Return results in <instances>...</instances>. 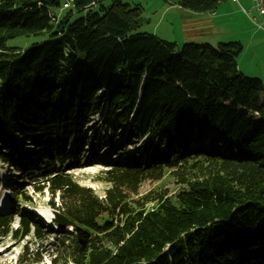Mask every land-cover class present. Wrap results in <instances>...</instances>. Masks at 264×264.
<instances>
[{
	"label": "trees",
	"instance_id": "1",
	"mask_svg": "<svg viewBox=\"0 0 264 264\" xmlns=\"http://www.w3.org/2000/svg\"><path fill=\"white\" fill-rule=\"evenodd\" d=\"M224 1L176 3L204 13ZM73 3L88 10L70 22L72 11L62 20L53 12L59 0H0V161L15 155L20 172L40 173L47 182L36 190L51 193L67 258L264 264V82L239 70L243 44L177 47L140 30L139 7L123 0ZM41 34L47 38L25 49L7 45ZM96 115L111 142L118 124L133 140L143 137L133 162H115L104 173L110 183L104 197L65 170L87 150L85 130ZM25 144L36 147L18 152ZM141 153L148 158L139 162ZM172 168L190 176L186 189L175 198L159 196L152 208L131 203L126 189ZM13 220L0 214V237ZM30 225L39 236L54 230L23 217L24 234Z\"/></svg>",
	"mask_w": 264,
	"mask_h": 264
},
{
	"label": "rangeland",
	"instance_id": "2",
	"mask_svg": "<svg viewBox=\"0 0 264 264\" xmlns=\"http://www.w3.org/2000/svg\"><path fill=\"white\" fill-rule=\"evenodd\" d=\"M59 1L60 5L52 9L59 20L72 11L69 20L73 22L86 14L88 10H77L72 1L69 7H64V2L67 0ZM123 1L130 7H139L140 30L176 42L177 47H181L186 41L195 40L183 39V30L185 32L186 20L191 11L179 7L176 3L177 0ZM216 10L222 14L224 24L216 27L213 30V35L206 41L198 42L217 44L240 41L244 49L237 59L239 70L248 76L261 78L264 82V27L258 25L251 15H246L239 3L236 4L231 0L220 4ZM46 38L42 34L18 36L9 39L7 45L25 49ZM102 119V115H96L92 119L93 125L85 130V135L89 139L87 150L82 154L78 163L69 165L65 169L79 184L91 187L100 197H104L110 187V183L104 179V173L115 162H133L132 157L138 154L137 149L143 139L141 137L136 141L133 140L132 135L127 134L126 126L118 124L116 127V133H119L118 137L113 138L111 142L108 138V135L111 134L110 128L104 126ZM1 141L2 138H0V145H3ZM18 143L23 144V140H18ZM74 144L76 145L73 140L69 141V145ZM1 147L3 146H0V157L1 152L5 151ZM35 147L34 144L21 145L18 152L21 153ZM96 147L101 148V152L96 153ZM151 152L149 151L148 154ZM12 157L13 161H0V211L4 210V212L14 215L8 234L0 237V264H75L67 258L65 246L55 231L57 226L52 220L53 209L50 206V191L46 187L42 191L36 190V186L43 185L46 181L42 177L40 179V173L28 176L26 173L20 172L15 165L18 158L15 155ZM145 157L148 158L145 153H141L138 161H145ZM147 166L150 165H145V167ZM54 169L53 166H50L49 170L53 171ZM189 179L190 176L185 171L181 172L175 168L163 169L160 176L146 177L142 182L135 184V188L126 189L125 193L131 203L139 208H152L156 206V198L159 196L175 198L180 190L187 188L185 181ZM54 200L58 201V197L56 196ZM23 217L36 219L41 225L48 228L49 225H53L54 230L39 236L34 232L33 225H30L31 231L26 235L21 226ZM70 228V226L65 227L64 231H68ZM54 259L56 261H53Z\"/></svg>",
	"mask_w": 264,
	"mask_h": 264
},
{
	"label": "crops",
	"instance_id": "3",
	"mask_svg": "<svg viewBox=\"0 0 264 264\" xmlns=\"http://www.w3.org/2000/svg\"><path fill=\"white\" fill-rule=\"evenodd\" d=\"M231 1L236 4L239 3L241 5L242 11L246 15L251 14V16L255 17V13L253 12V6H254L253 0H231ZM225 2H228V0L222 3H225ZM182 9L187 11V9H184V8ZM245 10H247V12ZM263 20H264V16H259L256 20V23L259 25L261 24ZM186 23H187V27L185 26L186 27L185 32L183 30V39H186V40L195 39L192 41L198 42V41H206L209 37H211L214 33L213 30L216 27L224 24V21L222 20V14L219 13V11L215 10L212 12H204V13L191 12L190 16L186 20Z\"/></svg>",
	"mask_w": 264,
	"mask_h": 264
},
{
	"label": "built area",
	"instance_id": "4",
	"mask_svg": "<svg viewBox=\"0 0 264 264\" xmlns=\"http://www.w3.org/2000/svg\"><path fill=\"white\" fill-rule=\"evenodd\" d=\"M73 2V0H67L65 2V7L70 6V2ZM254 1V6H253V12L255 13V17H253V20H257L259 16H264V0H253ZM247 12V10H245ZM251 15V14H250ZM261 26L264 27V20L260 24Z\"/></svg>",
	"mask_w": 264,
	"mask_h": 264
},
{
	"label": "bare ground",
	"instance_id": "5",
	"mask_svg": "<svg viewBox=\"0 0 264 264\" xmlns=\"http://www.w3.org/2000/svg\"><path fill=\"white\" fill-rule=\"evenodd\" d=\"M64 7H65V2H64ZM4 211V210H3Z\"/></svg>",
	"mask_w": 264,
	"mask_h": 264
}]
</instances>
